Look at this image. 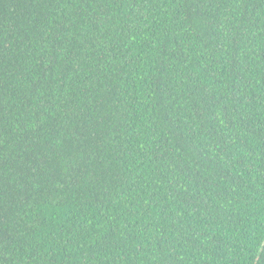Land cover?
Wrapping results in <instances>:
<instances>
[{"label":"trees","instance_id":"obj_1","mask_svg":"<svg viewBox=\"0 0 264 264\" xmlns=\"http://www.w3.org/2000/svg\"><path fill=\"white\" fill-rule=\"evenodd\" d=\"M0 264H264V0H0Z\"/></svg>","mask_w":264,"mask_h":264}]
</instances>
